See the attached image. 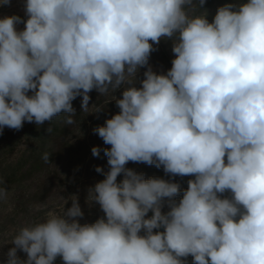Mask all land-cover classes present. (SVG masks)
<instances>
[{"label": "clouds", "instance_id": "obj_1", "mask_svg": "<svg viewBox=\"0 0 264 264\" xmlns=\"http://www.w3.org/2000/svg\"><path fill=\"white\" fill-rule=\"evenodd\" d=\"M206 3L24 0V17H0V135L61 114L73 125V101L88 112L93 91L119 109L92 130L110 146L86 197L103 215L82 224L79 197L62 196L61 212L12 236L3 264H264V0L225 3L211 21ZM161 40L166 73L149 64ZM129 162L194 178L182 190Z\"/></svg>", "mask_w": 264, "mask_h": 264}, {"label": "rangeland", "instance_id": "obj_2", "mask_svg": "<svg viewBox=\"0 0 264 264\" xmlns=\"http://www.w3.org/2000/svg\"><path fill=\"white\" fill-rule=\"evenodd\" d=\"M23 3L24 0H12L10 6L0 8V17L12 14L24 16ZM23 27V24L18 25V28L20 29ZM158 46L165 49L169 57L174 59V54L171 50V40H161ZM149 64L157 73H166L167 70L170 69L160 66L156 63L155 59H150ZM141 70L144 72L146 69L141 68ZM113 95L117 97V92L115 91ZM90 96V104L92 105L89 106L88 112H84L86 116H88V121L84 122L81 118L78 120L76 119L77 122L72 128L73 130L71 133H69L64 139H59L63 145H66V149L61 156L59 155L56 157V159L62 157L61 161L56 162L55 165L45 173V176H49V178L53 180L52 185L54 186V191L51 197L39 205L30 207L28 215L21 219V223L12 226L6 225L5 231L0 233V264H3L8 249L12 246L9 244L12 236L21 227L39 221L49 212L62 211L64 205V200L61 198L62 196L67 198L75 194L79 197V203L84 212V216L80 220L81 223L90 220L93 214L95 215L102 212L98 204L89 206L86 203L89 187L94 186L95 183L100 181L103 175V173L95 171L96 167H101L104 172H107L108 170L107 158L98 159L99 157H94L91 152L93 147H99L102 149L106 146L103 140L92 131L93 128L96 127L94 118H96L97 113H94V111L97 106L101 107L99 102L103 96H98L96 91L91 92ZM108 96L111 98L112 95L109 94ZM75 109L76 112H83L81 111V101L75 105ZM51 123L45 122L44 124L49 125ZM38 127L39 126L35 123L25 122L23 128L19 131L5 128L6 132L4 133V136L6 139L0 145V159L16 160L25 150L29 149L34 144H37L38 136H41L42 132H39ZM55 151H58L56 147ZM127 167L132 168L137 172H141L145 168V165L143 163L129 162ZM122 178L123 177L120 176L118 177V180H121ZM30 187L34 188L33 183H27L21 188L11 192L8 199L3 202V205L5 206L2 208V211L4 213L10 211L13 207L14 197L25 190L31 189ZM70 206L71 201L69 200L68 204L65 205V208ZM1 221L0 228L6 223L3 219H1ZM18 255L26 258V254L23 252H18Z\"/></svg>", "mask_w": 264, "mask_h": 264}, {"label": "trees", "instance_id": "obj_3", "mask_svg": "<svg viewBox=\"0 0 264 264\" xmlns=\"http://www.w3.org/2000/svg\"><path fill=\"white\" fill-rule=\"evenodd\" d=\"M232 2H236V0H207L205 7L208 11L209 21H211V19L215 15V11L218 7L224 5L225 3ZM155 47L157 48V50L151 54L150 59H155L156 63L164 68H171L172 59L169 57L167 51L165 49H162L158 45ZM142 71L143 70L140 69L137 75V81L143 79ZM136 86L139 87L140 84L137 82ZM122 91L123 88L116 91L117 98H120L122 96ZM111 100L112 96L111 98L110 96H103L100 100L99 105H101V107L103 108L100 112H97V116L96 118H94V123L96 126L104 125L106 119L111 118L112 115L119 112L115 101ZM79 101H81L80 97L76 98L73 101L74 108ZM80 118L83 119L84 122L88 121V116H86L84 112L76 113L74 117L75 123L73 125H66L64 123L65 117L63 114L55 117L51 124H43L42 126L38 127L39 132H42L41 136H38L37 144H34L29 149L25 150L19 158H17L16 160H8L4 158L0 159V179H2L4 182L3 185L0 186L5 187L8 190L9 194L26 185L27 183H33L34 185V188L30 187L31 189L25 190L14 197L13 207L7 213H4L2 211V208L5 206L3 205L4 201H0V221L1 219L6 221L5 225L0 228V233H3L5 231L6 225L12 226L21 223V219L23 217L25 218L28 215L30 207L39 205L40 203H43L51 197L54 191V186L52 185L53 180L49 178V176H45V173L46 171L50 170V168L54 166L56 162L61 161L62 157L58 159H56V157L62 155V153L66 149V145H63L59 139H64L65 137H67V135L73 130L72 128L75 126L77 120ZM48 128H51L50 132L47 131ZM5 132L6 131L4 129L3 134L0 135V145L6 139L4 136ZM55 147L58 150L57 152L55 151ZM107 147L110 146L106 145L101 149L98 159L107 158L103 152V149ZM45 153H48L50 156L48 162H45V160L42 158ZM144 165L145 168L141 172L144 173L145 178L156 176L164 179H172L174 180V182H178L180 184L182 190L187 189V181L194 178L190 176L170 177L164 173L162 168H156L155 166H149L147 164ZM102 179H104V175H102L101 180ZM181 198L182 192L180 196L176 197V199L179 200ZM163 210L167 211L168 209L164 208ZM102 215L103 212L95 215L93 214L90 220L84 223H94ZM149 215H151V213H149ZM20 257L21 259H25V257L23 256ZM191 259V257H188V264H191ZM55 264H62V260L57 258Z\"/></svg>", "mask_w": 264, "mask_h": 264}]
</instances>
